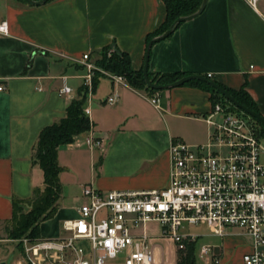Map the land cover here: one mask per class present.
<instances>
[{
  "label": "crops",
  "instance_id": "1",
  "mask_svg": "<svg viewBox=\"0 0 264 264\" xmlns=\"http://www.w3.org/2000/svg\"><path fill=\"white\" fill-rule=\"evenodd\" d=\"M2 20L10 34L0 38V227L12 218L15 198L29 200L34 189L43 188L33 150L41 131L66 116L83 85V56L89 54L93 63L114 46L130 56L135 71L143 70L147 37L165 24L167 8L163 0H50L42 5L0 0ZM149 73L212 75L209 80L233 91L247 82L246 91L264 118V0L257 10L248 0H208L200 16L152 46ZM65 86L72 96L61 93ZM113 96L118 101L109 105ZM156 96L159 107L152 104ZM211 96L197 84L151 92L101 78L87 116L91 130L59 148L62 193L55 216L40 225V238L64 235L63 222L79 217L87 184L103 194L165 188L171 143H208ZM91 136L102 140L101 148H90ZM191 227L183 232L197 238L188 246L195 244L199 255L203 246L213 247L221 264H244V254L252 249L251 237L239 230L223 238L211 234L217 241L202 243L205 234ZM149 234L155 238L156 264H177L184 251L161 238V230ZM12 243L0 239V264H28Z\"/></svg>",
  "mask_w": 264,
  "mask_h": 264
},
{
  "label": "built area",
  "instance_id": "2",
  "mask_svg": "<svg viewBox=\"0 0 264 264\" xmlns=\"http://www.w3.org/2000/svg\"><path fill=\"white\" fill-rule=\"evenodd\" d=\"M259 2L248 0L255 10ZM9 34L8 22L0 21V38ZM83 65L87 72L83 85L88 90L84 112L90 116L98 69L89 54L83 56ZM99 71L116 84L126 81ZM61 93L72 96L73 90L65 86ZM117 101L113 96L107 103ZM152 104L159 107L158 96ZM206 121L207 144L171 143L170 179L165 188L103 194L92 183L85 185L79 217L63 222L62 237L25 241L28 264H156L155 238L147 231L150 223L159 224L160 237L180 251H186L197 238L183 232L186 225H206L212 235L221 238L239 230L252 239L243 263L264 264V138L249 115L222 102L214 104ZM88 145L101 148L102 140L91 136ZM200 257L203 264H221L211 246H203Z\"/></svg>",
  "mask_w": 264,
  "mask_h": 264
},
{
  "label": "trees",
  "instance_id": "3",
  "mask_svg": "<svg viewBox=\"0 0 264 264\" xmlns=\"http://www.w3.org/2000/svg\"><path fill=\"white\" fill-rule=\"evenodd\" d=\"M163 1L167 8V20L158 31L147 37V46L153 38L167 32L175 20L196 13L203 3V0ZM112 49L114 51L109 55ZM96 64L111 74L122 76L135 89L159 92L147 86L143 70L135 71L132 68L130 56L120 52L114 46L102 50L101 58L96 61ZM99 77V72H95L94 91L97 88ZM183 77L185 75L182 74L153 75L149 73L150 80L156 85H168ZM187 84H197L209 91L212 94L213 104L222 102L230 105L233 110L244 113L210 85L200 81H191ZM221 87L228 91L240 104L260 114L257 105L246 91L247 82L240 91ZM87 95L88 90L82 85L77 91L76 98L70 103L66 116L41 131L33 150L32 162L34 166H39L43 171L44 185L43 188L34 189L29 200L17 198L13 200V215L6 222L11 226H8L5 230L10 233V239L21 241L25 237L29 242L40 240L41 223L53 218L57 213L58 201L62 193L60 174L63 172V168L58 163V151L61 146L73 143L78 136L91 130L92 123L84 112L87 105ZM252 120L260 126V128H257L258 133L264 138L263 127L254 118ZM20 246L22 247L23 244L20 243ZM195 248V244H191L185 253L179 252L177 264H196Z\"/></svg>",
  "mask_w": 264,
  "mask_h": 264
},
{
  "label": "water",
  "instance_id": "4",
  "mask_svg": "<svg viewBox=\"0 0 264 264\" xmlns=\"http://www.w3.org/2000/svg\"><path fill=\"white\" fill-rule=\"evenodd\" d=\"M28 1L32 4L42 5V4L49 2L50 0H41L39 2H35L34 0H28ZM207 2H208V0H203V3L201 5L200 9L196 13L189 15V16L178 18L170 26V28L167 32H165L163 35H160L158 37L153 38L149 42L147 49H146L145 63H144V67H143V75H144L145 82L149 88L156 90V91H163V90H169V89L177 88V87L183 86V85H185L191 81L204 82V83L210 85L211 87H213L216 91H218L222 96H224L230 103H232L238 109H240L241 111H243L245 114L249 115L250 117L254 118L257 122H259L261 124V126L264 129V118L259 113H257L255 111L247 108L246 106L240 104L238 101L235 100V98L228 91H226L224 88H222L218 83L211 81L202 75H188V76H185V77L181 78L180 80H178L174 83L168 84V85H156L149 78V59H150V51H151L152 46L155 43L160 42V41L165 40L168 37H170L175 32L177 27L180 26L182 23L191 21V20L197 18L198 16H200L204 12V10L207 6Z\"/></svg>",
  "mask_w": 264,
  "mask_h": 264
},
{
  "label": "rangeland",
  "instance_id": "5",
  "mask_svg": "<svg viewBox=\"0 0 264 264\" xmlns=\"http://www.w3.org/2000/svg\"><path fill=\"white\" fill-rule=\"evenodd\" d=\"M259 8H260V6H259ZM101 58V55L99 56V58L97 59V61L99 60ZM93 64H94V66L98 69L96 72H99V78H98V80H100L101 78H108V77H106L101 71H99V70H103V71H105L104 69H102V68H100V67H98L97 66V64H96V62H93ZM253 122H254V124H255V126L257 127V128H260V126L259 125H257L256 123H255V121L253 120ZM263 143H264V140H263ZM262 159V162H264V155H262V157H261ZM8 226H11V224H9V223H3V224H1V227H0V239H4V240H8V243L9 242H13L12 244H14L15 246H14V253L17 255V256H24L25 258H26V249H25V241L27 240L25 237L21 240V241H18V240H12V239H10V233L9 232H6L5 230H6V228L8 227ZM190 229V231L191 232H200V233H204L205 234V236L203 237V239H202V243H211L212 241H214V242H216L217 241V239L215 238V237H213L212 235H211V233L209 232V230L208 229H206L204 226H194V227H191V228H189ZM147 231L149 232V233H155V234H159L160 233V226H159V224H157V223H151V224H148V227H147ZM154 234V235H155ZM20 243H22L23 244V248L20 246ZM4 244H6V243H4ZM187 251V250H186ZM186 251H184V253L186 252ZM196 264H203V262H202V259H201V257H200V255H199V251H198V249H197V252H196ZM9 264H10V262H8Z\"/></svg>",
  "mask_w": 264,
  "mask_h": 264
}]
</instances>
